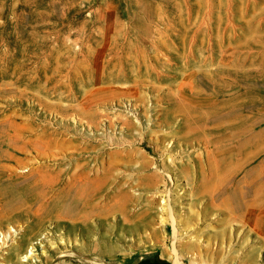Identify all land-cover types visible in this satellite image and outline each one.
Segmentation results:
<instances>
[{
    "label": "rangeland",
    "instance_id": "1",
    "mask_svg": "<svg viewBox=\"0 0 264 264\" xmlns=\"http://www.w3.org/2000/svg\"><path fill=\"white\" fill-rule=\"evenodd\" d=\"M0 154V264H264V0H0Z\"/></svg>",
    "mask_w": 264,
    "mask_h": 264
},
{
    "label": "bare ground",
    "instance_id": "2",
    "mask_svg": "<svg viewBox=\"0 0 264 264\" xmlns=\"http://www.w3.org/2000/svg\"><path fill=\"white\" fill-rule=\"evenodd\" d=\"M22 134V133H21ZM48 146V145H47ZM208 152V151H207ZM256 153V152H255ZM4 154V153H3ZM1 156H2V154H0ZM34 158V157H33ZM11 160V159H10ZM9 162V161H8ZM3 164H4V161L2 162ZM13 163V162H12ZM19 163H20V161H19ZM16 164V163H15ZM10 166V165H9ZM7 169H8V171L10 172V170L12 171V169L10 168V167H7ZM5 170H6V168H5ZM17 170V169H16ZM14 171H15V169H14ZM30 172H32V171H30ZM34 172V171H33ZM38 172H40L39 171V169L37 170V172L36 173H38ZM41 172H43L42 170H41ZM6 173V172H5ZM39 174V173H38ZM10 175V174H9ZM19 175V174H18ZM39 175H41V174H39ZM45 175V174H44ZM25 177V176H24ZM24 177H22L23 179H24ZM44 177V176H43ZM45 177H46V175H45ZM75 177V176H74ZM10 178V177H9ZM21 178V177H20ZM1 179V178H0ZM43 181V180H42ZM52 181H53V179H52ZM50 182V181H49ZM46 184V183H45ZM38 185H39V183H38ZM35 186V185H34ZM54 186V185H53ZM39 187V186H38ZM45 187V186H44ZM50 187H51V185H50ZM37 188V187H36ZM41 188V187H40ZM20 189V188H19ZM38 189V188H37ZM31 190H33V189H31ZM43 190V189H42ZM47 192V191H46ZM22 195V194H21ZM24 195V194H23ZM29 196V195H28ZM42 196V195H41ZM26 197V196H25ZM257 204V203H256ZM250 205H252L253 206V203H251ZM260 205V204H259ZM257 206V205H256ZM255 205L253 206V207H256ZM259 207V206H258ZM257 207V208H258ZM250 208V207H249ZM247 210V209H246ZM251 211H253V210H251ZM251 211H249V212H251ZM30 256V255H29ZM29 256L28 255H26L24 258L25 259H28L29 258ZM66 256V255H65ZM74 256V255H73ZM64 257V256H63ZM24 259V260H25ZM92 260V259H91ZM90 262V261H89ZM88 263V262H87ZM92 263L93 264H101L98 260H93L92 261ZM174 264H180V263H178V260L176 261V263H174ZM182 264V263H181Z\"/></svg>",
    "mask_w": 264,
    "mask_h": 264
}]
</instances>
